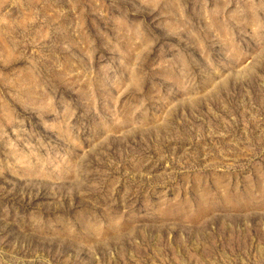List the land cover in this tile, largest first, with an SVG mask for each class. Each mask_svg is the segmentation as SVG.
<instances>
[{"label":"rangeland","instance_id":"374dc122","mask_svg":"<svg viewBox=\"0 0 264 264\" xmlns=\"http://www.w3.org/2000/svg\"><path fill=\"white\" fill-rule=\"evenodd\" d=\"M0 264H264V0H0Z\"/></svg>","mask_w":264,"mask_h":264}]
</instances>
